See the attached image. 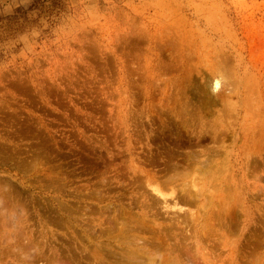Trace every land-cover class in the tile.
I'll list each match as a JSON object with an SVG mask.
<instances>
[{
	"label": "rangeland",
	"instance_id": "374dc122",
	"mask_svg": "<svg viewBox=\"0 0 264 264\" xmlns=\"http://www.w3.org/2000/svg\"><path fill=\"white\" fill-rule=\"evenodd\" d=\"M130 249L264 264V0H0V264Z\"/></svg>",
	"mask_w": 264,
	"mask_h": 264
},
{
	"label": "bare ground",
	"instance_id": "6f19581e",
	"mask_svg": "<svg viewBox=\"0 0 264 264\" xmlns=\"http://www.w3.org/2000/svg\"><path fill=\"white\" fill-rule=\"evenodd\" d=\"M201 177H202V176H201ZM209 177H210V176H209ZM209 177H208V178H209ZM212 177H213V176H212ZM195 181H196V180H195ZM192 184H193V183H192ZM195 185H196V184H195ZM182 186H183V185H182ZM197 186H198V185H197ZM193 188H194V186H193ZM195 188H196V187H195ZM189 189H190V188H189ZM189 189H188V190H189ZM196 189H197V188H196ZM184 190H185V189H184ZM184 190H182V191H184ZM193 190H194V189H193ZM198 191H199V190H197V192H196L194 195H193L192 193H190V191H189V193H190L189 196H192L193 198H195V197H196V198H197V197L199 198L200 194H199ZM179 192H180V191H179ZM185 192H186V190H185ZM156 193H157V192H156ZM185 194H186V193H185ZM185 194H184V195H185ZM184 195L181 194V196H183V197H184ZM163 196H164V195H163ZM190 198H191V197H190ZM189 201H190V200H189ZM189 201H188V202H189ZM195 201H196V200H195ZM192 202H193V201H192ZM174 204H175V203H174ZM203 204H204V202H203ZM208 205H209V204H208ZM146 208H147V207H146ZM121 222H122V221H121ZM124 223H125V222H124ZM152 223H153V222H152ZM153 224H154V223H153ZM16 225H17V224H16ZM16 225H15V226H16ZM119 225H120V224H119ZM121 225H122V224H121ZM124 225H125V224H124ZM84 226H85V225H84ZM128 229H129V228H128ZM103 230H104V229H103ZM101 231H102V230H101ZM104 231H105V230H104ZM107 231H108V230H107ZM131 231H132V229H131ZM127 232L130 233V230H129V231L127 230ZM107 233H108V232H107ZM122 233H123V231H122ZM122 233H121V234H122ZM124 233H125V232H124ZM129 233H128V234H129ZM105 234H106V233H105ZM103 235H104V234H103ZM111 235H112V234H111ZM125 235H126V237H127V233H126ZM130 235H131V233H130ZM9 236H10V235H9ZM131 236H132V235H131ZM166 236H167V235H166ZM10 237H11V236H10ZM14 237H15V236H14ZM14 237H13V238H14ZM101 237H102V236H101ZM13 238H12V239H13ZM111 238H112V236H111ZM113 238H114V237H113ZM129 238H130V237H129ZM133 238H135V237L133 236ZM133 238L131 237V239H133ZM84 239H85V238H84ZM104 239H105V238H104ZM135 239H136V238H135ZM120 240H121V239H120ZM125 240H126V239H125ZM127 240H128V239H127ZM23 241H24V240H23ZM118 241H119V240H118ZM143 241H144V240H143ZM25 242H26V241H25ZM125 242H126V241H125ZM130 242H131V240H130ZM120 243H121V242H120ZM120 243H119V244H120ZM145 243H146V241H145ZM145 243H144V244H145ZM151 243H152V242H151ZM107 244H108V243H107ZM127 244H128V243H127ZM120 245H121V244H120ZM130 245H131V244H130ZM136 245H138V244H136ZM142 245H143V244H142ZM145 245H146V244H145ZM157 245H158V244H157ZM84 246H85V245H84ZM132 246H134V245H132ZM148 246H149V245H148ZM14 247H15V246H14ZM85 248H86V247H85ZM130 248H131V247H130ZM139 248H140V249H139ZM139 248L137 249V251H140V252H141V251L143 250V248H141V247H139ZM146 248H147V247H146ZM95 249H96V248H95ZM95 249H93V250H95ZM122 249H123V248H122ZM104 250H105V249H104ZM124 250H125V249H124ZM135 250H136V249H135ZM118 251H120V250H118ZM122 251H123V250H122ZM122 251H120L119 253H121ZM127 251H128V250H127ZM145 251H146V250H145ZM145 251H144V252H145ZM24 252H25V251H24ZM90 252H91V251H90ZM123 252H124V251H123ZM123 252H122V253H123ZM134 252H135L134 250L131 252V249H130V252L128 253L127 257H125L126 259H128V260H126V259H125V260L128 261L129 264H163L162 261H161L160 259H156V257H152V256H149V255H145V254H143V253L139 254V252H135V253H134ZM109 253L112 254L111 252H109ZM119 253H118V254H119ZM122 253H121V254H122ZM114 254L116 255V253H114ZM118 254H117V256L120 257L121 255H118ZM152 255H153V253H152ZM83 256H85V255H83ZM117 256H116V257H117ZM125 256H126V255H125ZM153 256H154V255H153ZM25 257H27V256H25ZM98 257H99V256H98ZM82 258H87V257H82ZM103 258H104V257H103ZM120 258L122 259V257H120ZM66 259H67V258H66ZM68 259H69V258H68ZM97 259H98V258H97ZM73 260H74V259H73ZM82 260H83V259H82ZM103 260H105V259H103ZM106 260H107V259H106ZM123 260H124V259H123ZM123 260H122V261H123ZM125 260H124V261H125ZM75 261H76V260H75ZM126 261H125V262H126ZM84 262H85V261H84ZM86 262H87V261H86ZM102 262H103V261H102ZM108 262H109V261H108ZM174 262H175V261H174ZM174 262H173V263H174ZM99 263H100V262H99ZM105 263H106V261H105ZM109 263H110V262H109ZM112 263L114 264V262H112ZM112 263H111V264H112ZM75 264H76V263H75ZM83 264H84V263H83ZM107 264H108V263H107ZM115 264H116V263H115ZM126 264H127V263H126ZM164 264H167V263H164Z\"/></svg>",
	"mask_w": 264,
	"mask_h": 264
}]
</instances>
